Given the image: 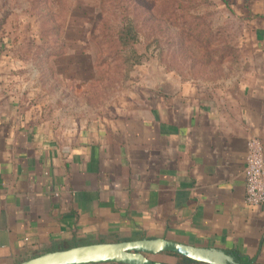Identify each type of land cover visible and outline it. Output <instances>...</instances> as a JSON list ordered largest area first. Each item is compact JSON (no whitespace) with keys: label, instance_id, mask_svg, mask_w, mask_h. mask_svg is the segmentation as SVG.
Returning a JSON list of instances; mask_svg holds the SVG:
<instances>
[{"label":"crops","instance_id":"1","mask_svg":"<svg viewBox=\"0 0 264 264\" xmlns=\"http://www.w3.org/2000/svg\"><path fill=\"white\" fill-rule=\"evenodd\" d=\"M253 3L259 54L235 90L156 76L132 114L81 127L35 117L0 57V264L142 238L264 264V204L245 203L248 141L264 152V0Z\"/></svg>","mask_w":264,"mask_h":264},{"label":"rangeland","instance_id":"2","mask_svg":"<svg viewBox=\"0 0 264 264\" xmlns=\"http://www.w3.org/2000/svg\"><path fill=\"white\" fill-rule=\"evenodd\" d=\"M253 1L0 0L6 81L35 117L77 127L129 116L156 76L231 92L259 54Z\"/></svg>","mask_w":264,"mask_h":264},{"label":"water","instance_id":"3","mask_svg":"<svg viewBox=\"0 0 264 264\" xmlns=\"http://www.w3.org/2000/svg\"><path fill=\"white\" fill-rule=\"evenodd\" d=\"M165 253L177 254L197 264H244L232 251L200 248L166 238L79 245L37 255L18 264H169L152 259Z\"/></svg>","mask_w":264,"mask_h":264},{"label":"built area","instance_id":"4","mask_svg":"<svg viewBox=\"0 0 264 264\" xmlns=\"http://www.w3.org/2000/svg\"><path fill=\"white\" fill-rule=\"evenodd\" d=\"M260 140L247 143L245 156V203L249 207L264 204V152Z\"/></svg>","mask_w":264,"mask_h":264},{"label":"trees","instance_id":"5","mask_svg":"<svg viewBox=\"0 0 264 264\" xmlns=\"http://www.w3.org/2000/svg\"><path fill=\"white\" fill-rule=\"evenodd\" d=\"M74 246H76V245H73L71 247H74ZM162 255H164L166 258L165 261H162L165 263L169 262V264H197V263L190 261L189 259H187L185 257L179 256V255L174 254V253H165Z\"/></svg>","mask_w":264,"mask_h":264}]
</instances>
